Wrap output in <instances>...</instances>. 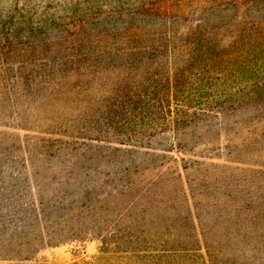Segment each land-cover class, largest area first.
Returning <instances> with one entry per match:
<instances>
[{
	"label": "rangeland",
	"instance_id": "374dc122",
	"mask_svg": "<svg viewBox=\"0 0 264 264\" xmlns=\"http://www.w3.org/2000/svg\"><path fill=\"white\" fill-rule=\"evenodd\" d=\"M220 1L229 0H0V264H100L92 263L98 241L66 240L46 247L38 240L44 225L27 228L39 215L40 204L50 196L65 197L75 185L82 196V188L90 185L100 194L111 185L121 189L128 181L145 186L152 180L174 184L172 195L192 208L196 221L161 230V238L171 235L170 242L186 245L189 236L196 237L213 251L224 252V257H217L219 263L264 264V106H234L222 119H212L209 127L194 134L196 142L209 144L197 149L194 158L177 150L139 154L117 144L107 128L96 135L75 132L103 143L80 139L69 141L65 149L62 143L52 142L50 147L42 142L55 140L48 133L68 128H50L45 122L53 116L69 117L74 93L45 100L49 89L43 81L55 79L58 66L72 68V54L115 48L107 61L110 67H119L125 56L122 38L135 22L146 25L150 36L166 38L173 27L182 34L183 24L203 18V5ZM177 8L189 17L178 21ZM100 35L111 38V45L98 43ZM98 63L102 62L84 59L80 65ZM112 70L110 82L123 69ZM108 78L103 80L106 84ZM93 79L85 76L74 82L83 89L80 100H86L75 105L76 116H98L97 102L107 88L97 87ZM17 223L29 237L10 246V228Z\"/></svg>",
	"mask_w": 264,
	"mask_h": 264
},
{
	"label": "trees",
	"instance_id": "16d2710c",
	"mask_svg": "<svg viewBox=\"0 0 264 264\" xmlns=\"http://www.w3.org/2000/svg\"><path fill=\"white\" fill-rule=\"evenodd\" d=\"M206 5L200 11L203 18L196 24H183L186 30L182 34L175 32L180 31L178 26L173 27L166 38L150 36L146 25L135 22L122 38L120 49L125 56L119 67H110L107 61L115 48L103 53H75L71 56L72 68L56 67L55 79L43 81L49 89L45 100L68 92L75 97L69 117L53 116L45 122L50 128L67 126V130L48 133L55 140L42 141L43 144L62 143L67 149L69 141L80 139L90 144L103 143L93 135L80 137L75 132L100 134L107 128L117 144L139 154L151 151L149 156H157L158 152L173 154L177 150L183 157L194 158L197 149L209 145L196 142L194 134L209 127L212 119H222L234 106L262 108L264 0ZM176 11L178 21L189 17L179 8ZM97 41L111 45L112 39L100 35ZM84 59L102 63L82 68ZM117 68L123 70L116 81L110 82L109 71ZM85 76H93L97 87L107 88L97 102L98 116L74 115L75 105L86 101L80 100L83 89L74 82ZM107 78L106 84L103 80ZM17 127L27 130L19 124ZM64 138L66 142L60 141ZM82 189V196L75 185L65 197L50 196L40 204L39 215L27 229L34 223L44 225L38 231V240L46 247L89 239L99 242L98 256L92 263L122 264L124 260V264H225L217 259L224 257V252L213 251L196 237L189 236L186 245L170 242L171 235L160 237L161 230L179 225L184 228L195 221L192 208L172 195L174 184L152 180L144 186L128 181L121 189L111 185L109 191L100 194L95 192V186ZM107 204L112 208H105ZM69 205L73 206L71 210ZM14 227L8 235L10 246L17 239L29 237L18 223Z\"/></svg>",
	"mask_w": 264,
	"mask_h": 264
}]
</instances>
